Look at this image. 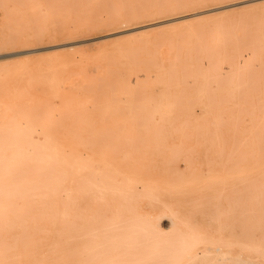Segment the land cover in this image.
Wrapping results in <instances>:
<instances>
[{"label": "bare ground", "instance_id": "6f19581e", "mask_svg": "<svg viewBox=\"0 0 264 264\" xmlns=\"http://www.w3.org/2000/svg\"><path fill=\"white\" fill-rule=\"evenodd\" d=\"M28 1L0 0V5ZM54 1L93 16L114 0ZM121 2L127 9L108 14L106 24L139 17L146 28L159 27L163 19L194 25L191 20L199 24L215 14L214 24L227 25L222 21L227 18L228 24L239 23L249 39L242 52L225 60L235 59L232 76L219 70V54L199 59L203 72L232 81L213 84L224 88L221 92L193 91L197 86L187 84L192 90L168 93L152 84L150 75L147 86L132 90L148 99L130 101L122 97L121 84L111 97L106 73L114 63L106 67L104 52L87 64L88 58L82 65H41L40 123L28 132L0 128V264H264V251L253 253L260 262L242 258L254 256L249 252L214 255L223 243L215 223L224 204L214 200V191H242L227 203L241 205L243 192L264 187V180L241 181L243 187L236 188L235 182L210 177L211 171H197L198 155L234 159L255 154L264 144V8L223 18L225 11L264 0ZM136 103L142 105L131 107ZM238 207L231 211L235 219ZM259 215L264 222V208Z\"/></svg>", "mask_w": 264, "mask_h": 264}, {"label": "rangeland", "instance_id": "374dc122", "mask_svg": "<svg viewBox=\"0 0 264 264\" xmlns=\"http://www.w3.org/2000/svg\"><path fill=\"white\" fill-rule=\"evenodd\" d=\"M121 1L123 0H114L111 3L113 9L108 6L109 8L98 10L93 16L68 7V3L55 2L54 0H29L28 3H22L27 7L21 3H15L10 8H2L0 5L2 8H0V45L2 46H0V128L7 130L10 129L7 125H11L13 131L28 132L40 123L41 116L39 111H36V106L39 107V95H37L36 87L39 80L37 71L41 65L59 61L76 65H82L86 61L84 64H87L94 62L93 59H97L102 52L106 53V67L114 63L113 70L108 72V75L106 73V81L111 84L108 91H112L113 99L118 95L120 84L123 98L130 101L148 99V95L135 96L134 94L135 91L149 84L148 76L150 75H153L152 84H156L160 91L168 93L192 90L185 87L187 84L197 86L193 91L221 92L224 88L214 87L213 84L229 83L232 80L214 79L207 72H203L200 68V57L219 54L216 57L220 59L217 62L221 65L219 70L222 74L232 76L236 71L235 59L233 61L225 60L233 59L242 52L247 47L246 40L249 37L242 35L243 26L239 23L228 24L230 18L227 17L234 19V17H242L241 14L247 10H262L264 8V3H258L250 7L225 11L223 18L227 19L222 21L227 22V25L214 24L218 18L216 14L209 15L199 24H195L194 19L191 20L190 23L194 25H179L180 20L177 23L163 19L159 27L147 25L146 28V25L141 24L143 18L139 17L124 18L119 23L106 24L105 21L109 19L111 13L120 11L122 6L123 9H127ZM41 9L43 10L40 11ZM100 13L101 15H99ZM257 15H259V11ZM97 18L102 22L96 21ZM120 24H124V26H120ZM137 30L139 31L137 32ZM214 32L220 33L219 37L216 38ZM103 33L105 34L103 35ZM115 35L116 40L113 38ZM5 40L8 41L5 42ZM262 57L264 58V52ZM86 58L89 62L85 60ZM107 70L106 68V72ZM257 74H261V71L256 73L253 81H256V77L259 76ZM165 77L167 78L165 79ZM205 84L207 86L203 87ZM134 86L137 88L132 91ZM218 98L217 96L216 99ZM141 105L136 103L131 107L139 108ZM110 106L115 107V103ZM123 107H126V104ZM195 109L199 110L200 106L196 105ZM32 137L39 138L34 134ZM256 146L260 147L259 143ZM222 156L198 155L197 171L202 174L211 171L213 176L210 177L216 178L219 182H235L236 188L243 187L242 184L239 185L241 181L248 182L256 178L264 180V174H259V171L264 168V144L257 153L252 155H234V159ZM232 162H236L234 168L231 166ZM218 185L226 186V184ZM250 187H253L254 190L243 192L244 199H240L241 205L237 204L239 206L237 209L241 214L236 219L231 215V211H234L237 206L236 203L234 202L230 206L227 203L229 199H239L238 194L242 191H214L216 194L214 200L224 201L218 212L219 221L215 223L218 233L222 234L223 243H219L220 250L214 255L217 254L220 257L219 254H230L229 256H234L237 252L244 254L249 252L254 255L256 252L264 251V222L261 221L263 218L259 215L264 208L262 201L264 189H261L264 187L260 185ZM243 221L245 223H242ZM242 258L248 261L251 259V262L259 261L256 255L251 257L244 255Z\"/></svg>", "mask_w": 264, "mask_h": 264}]
</instances>
